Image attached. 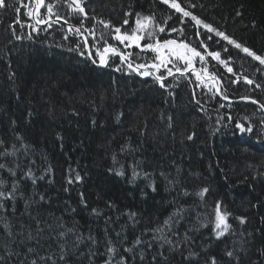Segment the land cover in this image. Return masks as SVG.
<instances>
[{
    "label": "trees",
    "instance_id": "1",
    "mask_svg": "<svg viewBox=\"0 0 264 264\" xmlns=\"http://www.w3.org/2000/svg\"><path fill=\"white\" fill-rule=\"evenodd\" d=\"M178 2L264 56V0ZM6 3L8 7L0 10V153L8 154L0 155V164L6 165L0 169V180L5 189L19 181L24 197L35 202L26 209L25 199L18 198L0 209V264L30 262L35 257L27 252L28 247L40 255L58 252L59 241L51 238L56 233L46 231L39 245L25 240L29 231L35 234L33 218L37 216L47 223L59 219L65 227L75 226L76 234L83 237L75 247L76 236L65 238L66 260L58 264H121L122 258L124 264H205L211 256L228 264L226 250H235L239 258L231 264H264V110L259 107L264 104V72L256 71L264 66L200 26V38L209 50L221 52L223 59L232 57L230 66L240 77L232 83L236 76L206 58L208 72L223 81L221 96L230 102L214 95L215 88L209 92L207 87H196L194 75L172 78L165 82L169 85L165 89L151 77L129 74L124 66L115 71L119 57L110 56L108 66H97L98 59L93 63L82 38L67 31L68 24L81 27L83 17L70 13L63 0L55 11L68 23L51 27H38L23 8L17 16L18 0ZM84 6L88 19L83 20L81 31L93 26L94 16L120 26L124 13L130 11L154 14L159 23L171 16L166 28L183 32L166 30L160 39L199 45L194 22L185 18L181 24V14L160 0H85ZM45 13L41 9L40 14ZM134 18H129L130 24ZM17 19L24 27L15 23ZM28 25L42 30L33 31ZM96 29L99 35L101 26L97 24ZM209 35L212 40L207 39ZM108 42L124 50L110 37ZM151 56L144 54V59ZM196 65L202 67L199 60ZM244 76L255 83L247 84ZM237 122L245 127L251 124L253 131L241 133ZM113 156L119 163L114 164ZM120 165L123 176L109 171ZM133 166L141 173L134 180ZM29 169L43 179L33 185L24 175ZM75 172L82 181L68 184L67 177ZM202 188L209 189L203 200L196 195ZM39 194L45 201L39 200ZM217 201L231 213L228 222L232 225L230 233L219 240L212 224L200 226L214 219ZM178 207L184 209L182 218L171 231L164 227V235L173 243L161 247L163 242L153 238V230L163 227ZM129 213L136 216L130 219ZM240 216L246 218L245 224L235 219ZM5 222L14 233L11 239L4 232ZM138 237L143 243H136ZM109 242L114 254L107 251ZM190 253L197 255L189 257Z\"/></svg>",
    "mask_w": 264,
    "mask_h": 264
},
{
    "label": "snow or ice",
    "instance_id": "2",
    "mask_svg": "<svg viewBox=\"0 0 264 264\" xmlns=\"http://www.w3.org/2000/svg\"><path fill=\"white\" fill-rule=\"evenodd\" d=\"M61 0H52V2H47V0H18L17 6L14 7V11L17 16L19 15L21 9H26L25 15L29 19H34L37 25H47V27L52 26V17L55 16V22H59L61 20L64 21L65 24L68 23L67 19L59 14L58 11H55L57 6L60 4ZM63 2L67 5L69 12L72 14H77L83 17L81 20V27H76L74 25H68V32H75L76 35L82 38L83 40V48L87 52L88 58L93 60V63L99 61V64L103 66H108L109 57L116 56L119 57L120 64L116 66L115 71H122V67H126L128 73H135L141 77L153 78L156 82L159 83L161 88L167 89L169 85L165 84V80L168 77L177 78V74L179 76H187L189 73L195 76L196 87H207L209 92H213V88H215L214 95L219 93V88L217 84H222L223 81L213 72H208V61L207 57H211L212 60L219 62V64L223 65L229 74L236 76V79L232 80V83H238L240 77L234 71L233 67L230 66L232 62V57H228L227 59H223L221 57V52L219 51H211L208 48V45L204 42L202 38H200L199 27L202 26L203 29L206 30L207 33H214L216 37H219L223 41H226L229 45L234 46L236 49H239L241 52L246 53L248 57H251L252 60L258 61L259 65L264 66V56L257 55L256 52L250 50L249 48L237 43V41L231 38L229 35L225 34L222 31H219L215 27L210 24L205 23L202 19L195 16L191 11L187 10L185 6H182L178 0H160L161 3L168 5L171 9L175 10V13L180 15V23L183 24L185 18H190L191 21L194 22V26L196 27V37L199 40L198 46H193L190 41L180 40L177 41L175 39H160V33H164L166 30L169 34L173 32L180 31L183 32V29L177 28H166L168 20L171 19V16H168L164 19L163 23H159L156 20L154 14L152 15H143L141 13H132L125 12L122 25L115 26L111 23L110 20L99 19L97 17H92L94 20V24L91 28H86L81 31L83 27V20L88 19V13L85 9L84 3L85 0H63ZM8 7L6 0H0V10L6 9ZM190 7H195V5H190ZM41 9H46L45 15H41ZM237 15H240L237 12ZM135 17L134 20L131 21L130 17ZM16 24H20L21 27H24L22 21L17 19L15 21ZM99 24L101 26V31L99 35H97L96 25ZM31 27L33 31H40L42 29L37 28L35 25H28ZM10 28L14 31V25H10ZM87 32L88 35H84ZM118 42L119 46H122L124 49L121 51V48L117 45L111 44L108 42V38ZM21 36H16V39H21ZM29 38H31V33H29ZM68 39L67 36L64 37ZM92 40L93 43L89 44V40ZM208 40H212L213 37L209 35L207 37ZM219 43V41H217ZM102 45V47H101ZM80 47V45H78ZM93 49L95 50L93 54ZM131 49H135L136 51H131ZM201 49L203 51H201ZM85 51H81V55H85ZM224 52H227L228 49L224 48ZM151 53L152 56L150 59L145 60L144 54ZM199 60L202 67L197 69L196 62ZM182 62V63H181ZM171 65V67H169ZM161 69L164 70L163 74ZM256 71L264 72V67H257ZM244 81L251 85L254 84L255 81L249 79L247 76L243 77ZM193 81L190 80V83ZM211 82L212 86L208 87V83ZM257 88H261V84H255ZM193 99H196V94L193 92ZM224 99H227L225 96ZM243 99H251L250 97H244ZM252 103L259 104L258 101L252 99ZM196 103H199L196 100ZM223 106V105H221ZM260 109L264 110V104H259ZM119 119V117H117ZM171 120V117L168 118ZM171 126V125H169ZM236 128L239 129L241 133L248 132L251 133L253 128L251 124L245 127L244 124L237 122ZM188 139H193L192 135L188 136ZM7 152L0 153V155H7ZM15 154L14 152L12 153ZM114 164L119 163L116 160V157L113 156ZM6 165L0 164V169L5 168ZM137 166H133L132 168V177L133 180L140 176L141 173L137 172ZM50 171V169H49ZM71 171V170H70ZM110 172H115L116 175L123 176L125 174L123 170V165H120L119 169L110 168ZM9 172L12 176H15V171L9 169ZM25 177L30 179L35 185L37 179H43V176L36 177L31 169H29L25 174ZM145 178H148V174H143ZM82 177L79 172H75L74 175H70L67 177V183H79L82 181ZM155 187L153 186V191ZM67 191V189H65ZM208 188H202L199 192L196 193L201 200L204 199L206 193H208ZM19 193V196H18ZM187 195V192L184 193ZM18 198L25 199V207L26 209L31 206L35 201L32 197H24L23 193L19 188V181H13L10 189H5L4 181L0 180V209L6 208V203L10 201H15ZM46 197L43 194H39V200L45 201ZM81 203H84L83 194H81ZM93 213L99 214L96 209L92 210ZM184 209L178 207L177 211L166 219L163 222V227H157L153 230L154 239H158L162 241L161 247L164 244L172 245L173 241L169 239L166 235H164V227H167L169 231H171L174 223L178 222L179 219L182 218V213ZM129 218H134L136 213H129ZM212 215L214 219L206 220L205 223H201V227H206L207 224H212V232L214 233L216 239H220L224 237L226 234H229L232 230V225L228 222L231 213L226 209L222 210L221 202L217 201L213 207ZM200 219L199 215L197 217ZM6 219V218H5ZM240 224L246 223V218L243 216L236 217ZM35 222V234L33 231H29L27 236H25V240L28 241H36L37 245H39V241L43 238L44 233L47 231L48 233H56L54 237H51L59 243L57 244L58 252L49 251L46 255H40L39 252L36 251L34 247H28L27 252L32 254L35 258H33L30 262L25 261L24 264H58V261L66 260V244L67 240L65 239L70 234L76 236V240L73 243L75 247L83 237L76 234L75 226L73 227H65L64 223L61 220H56L54 223H47L41 217L37 216L33 218ZM4 232L6 233L9 239L12 238L14 233L11 231V225L7 222L3 225ZM155 233H159V235H155ZM89 240L95 243L93 237L89 236ZM137 244L143 243L141 239L138 237L136 239ZM150 247V244L148 245ZM109 254L115 253V248L111 246V242H109V247L107 248ZM125 251H131V249H125ZM163 256V253H160ZM196 253H190L189 257L196 256ZM225 255L229 258L228 264H231V260L239 259L235 250H226ZM3 258L0 257V260ZM143 259V256H141ZM155 259V257H153ZM105 264H108L106 261ZM121 264H124L123 258L121 259ZM205 264H220L215 256H211L206 259Z\"/></svg>",
    "mask_w": 264,
    "mask_h": 264
}]
</instances>
